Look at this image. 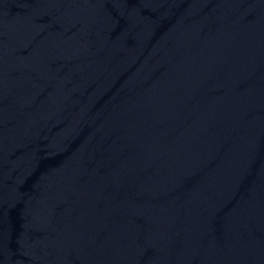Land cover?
Wrapping results in <instances>:
<instances>
[{
    "label": "water",
    "instance_id": "water-1",
    "mask_svg": "<svg viewBox=\"0 0 264 264\" xmlns=\"http://www.w3.org/2000/svg\"><path fill=\"white\" fill-rule=\"evenodd\" d=\"M0 264H264V0H0Z\"/></svg>",
    "mask_w": 264,
    "mask_h": 264
}]
</instances>
